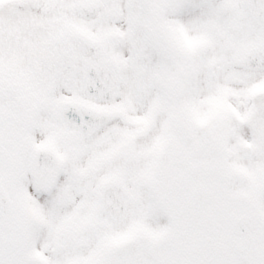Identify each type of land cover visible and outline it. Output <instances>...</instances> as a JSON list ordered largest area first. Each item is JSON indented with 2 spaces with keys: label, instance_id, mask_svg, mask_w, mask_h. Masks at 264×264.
<instances>
[{
  "label": "snow or ice",
  "instance_id": "1",
  "mask_svg": "<svg viewBox=\"0 0 264 264\" xmlns=\"http://www.w3.org/2000/svg\"><path fill=\"white\" fill-rule=\"evenodd\" d=\"M0 264H264V0H0Z\"/></svg>",
  "mask_w": 264,
  "mask_h": 264
}]
</instances>
